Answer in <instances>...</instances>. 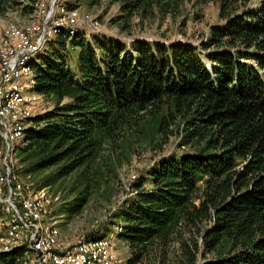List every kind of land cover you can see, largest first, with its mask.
<instances>
[{
    "label": "trees",
    "instance_id": "16d2710c",
    "mask_svg": "<svg viewBox=\"0 0 264 264\" xmlns=\"http://www.w3.org/2000/svg\"><path fill=\"white\" fill-rule=\"evenodd\" d=\"M113 1L128 16L181 2ZM216 1L222 22L200 47L65 28L31 62L35 93L55 105L25 131L18 153L26 171L80 169L87 188L99 178L104 141L148 116L164 137L181 122L186 149L140 173L115 212L130 250L125 264H264V0L254 8ZM15 3L0 0V15ZM86 191L67 213L80 210ZM26 250L0 251V264H21Z\"/></svg>",
    "mask_w": 264,
    "mask_h": 264
},
{
    "label": "rangeland",
    "instance_id": "374dc122",
    "mask_svg": "<svg viewBox=\"0 0 264 264\" xmlns=\"http://www.w3.org/2000/svg\"><path fill=\"white\" fill-rule=\"evenodd\" d=\"M17 1L18 3L0 15V35L9 23L23 27L31 25L34 38L39 37L45 28L48 36L57 35L56 23L62 22L71 32L75 28H83L88 32L111 35L127 44L143 38L165 43L180 40L200 47L210 34V26L222 22L216 0H181L178 5L168 6L164 11L155 9L152 12L133 13L131 16L122 10V2L113 0H99L96 3H91L90 0H52V5L55 6L52 14H49L51 8L47 10L51 0ZM260 1L250 0L247 5L254 8ZM41 48L42 46L38 52ZM19 81L28 117L21 124L38 127L42 123L34 122L32 118L52 108L55 99L52 96H40L35 93L34 88L29 87L34 86L31 84L33 74L29 77L23 76ZM180 126L181 122H178L173 127V133L164 137L157 132L156 119L148 116L139 126L131 127L124 137L114 142L104 141L97 157L99 178L95 179L92 185H87V188V179L82 176L80 169L62 176L57 175L58 165L26 171L27 164L18 152L12 159L9 158L8 166L16 174L17 182L24 193H32L37 198L44 195L43 201L47 208L44 220L58 226L60 238L64 243L70 247L80 245L82 242L98 239L97 235L109 229L105 236L100 237L110 240L113 253L117 254L115 264H125L130 250L123 237L117 233L122 230V224H113L117 219L115 212L123 198L132 190V182L140 173H145L147 168L163 156L186 149V146L178 145ZM22 140L21 138L20 141ZM3 163L4 158L0 150V173ZM84 190L88 193L84 205L78 212L67 213V209L74 203V198ZM1 191V195H5L2 187ZM2 208L0 205V236L14 224L11 213ZM88 236L95 237L88 239ZM173 249H176L175 245H172L171 255H174ZM32 257L29 259L32 260ZM23 258L24 256L21 264H25Z\"/></svg>",
    "mask_w": 264,
    "mask_h": 264
},
{
    "label": "bare ground",
    "instance_id": "6f19581e",
    "mask_svg": "<svg viewBox=\"0 0 264 264\" xmlns=\"http://www.w3.org/2000/svg\"><path fill=\"white\" fill-rule=\"evenodd\" d=\"M52 4V2H51ZM54 4L50 7L49 14L54 13ZM55 7V6H54ZM58 24L55 32L59 34L65 29V24ZM56 26V25H55ZM46 29V28H45ZM44 32V31H43ZM42 32V33H43ZM34 31L31 25L19 26L9 23L4 27L0 35V121L3 123V134L0 133V150L4 163L0 175V195L1 187L5 196H10V202L24 200L26 204V218L35 224V240L29 238V234L34 233V225L26 226V220L17 216L16 212L7 206L6 202H0L7 213H11L13 226L8 227L3 236H0V251H10L18 245L25 244L27 251L24 253L25 264H115L117 254L113 253V246L106 237L82 242L73 247L67 245L60 238L59 228L54 223H47L44 216L47 208L43 197L37 198L32 193H24L17 182V176L8 166L7 160L18 152L24 145L25 131L29 125L23 126L21 122L27 119L24 108V96L20 89L19 79L23 76L29 77L32 74L31 62L38 49L45 42L40 40V36L34 38ZM48 36V35H47ZM33 47V48H31ZM31 48V49H30ZM29 49V50H28ZM26 51L22 54L23 51ZM11 63L10 73H3L7 64ZM9 83V84H8ZM6 84H8L6 86ZM33 84V82L31 83ZM34 88L33 85L29 86ZM6 143V145H3ZM6 162V164H5ZM10 174V182L13 187L6 188V180ZM18 212H25V205H18ZM6 213V214H7ZM23 233H21V232ZM109 252V263L108 254ZM77 259L75 262H62L60 258ZM26 256V257H25ZM32 257V260L31 259ZM30 258V259H29Z\"/></svg>",
    "mask_w": 264,
    "mask_h": 264
},
{
    "label": "built area",
    "instance_id": "2783aa9c",
    "mask_svg": "<svg viewBox=\"0 0 264 264\" xmlns=\"http://www.w3.org/2000/svg\"><path fill=\"white\" fill-rule=\"evenodd\" d=\"M51 2H52V0H51ZM51 2H50V4H49V6L47 7V10L52 6ZM47 35H48V32H47L46 29H45V31H44V32L41 34V36H40V40H41V39H46V38H48ZM31 48H33V47H31ZM31 48H30V49H31ZM28 50H29V49H28ZM28 50L23 51L22 54H24V53H25L26 51H28ZM10 68H11V63L7 64V66L4 68V72H3V73H10V72H11V71H10ZM8 84H9V83H8ZM8 84H6V86H7ZM0 133L3 134V123H2V121H0ZM3 136H4V134H3ZM3 145H6V143H3ZM7 162H8V160H7ZM5 164H6V162H5ZM13 186H14V185L10 182V174H9V172H8V179L6 180V188H8V187H13ZM18 194H19V201H18V202L11 203V202H10V196H5V195H0V202H6V203H7V206H9L10 208H12V209L16 212V215H17V216H21V217H23V218L26 220V226L34 225V233H31V234H29L28 236H29L30 240H31V239H34V240H35V236H36V235H35V224L33 223L32 220L26 218V208H28V207H26V204L24 203V200H21V199H20V193H19V192H18ZM18 205H25V212H18ZM72 247H73V249H74V245H72ZM74 250H75V249H74ZM106 254H108V263H109V252H106ZM60 260H61L62 262H65V261H72V262H75L76 260H78V257H77V259H69V258H67L66 255H65V257L60 258Z\"/></svg>",
    "mask_w": 264,
    "mask_h": 264
}]
</instances>
